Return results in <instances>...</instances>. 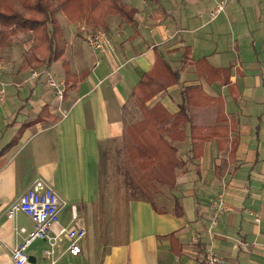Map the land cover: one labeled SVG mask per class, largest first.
I'll list each match as a JSON object with an SVG mask.
<instances>
[{"label":"crops","instance_id":"crops-1","mask_svg":"<svg viewBox=\"0 0 264 264\" xmlns=\"http://www.w3.org/2000/svg\"><path fill=\"white\" fill-rule=\"evenodd\" d=\"M121 2L134 11L133 23L111 15L108 29L100 27L112 40L111 54L94 53L88 46L87 36L97 29L90 14L76 23L61 10L56 15L67 41L65 58L76 76L75 89L66 85L62 62L40 69L24 64L26 71L15 75L5 69L0 152L13 139L17 143L0 157V264H13V249L27 236L21 229H33L26 215L9 219L7 214L38 179L59 196L60 224L74 225L76 207L78 224L87 232L76 257L67 252L69 242L63 238L54 264H203L209 250L227 264H264V0H235L211 22L206 14L213 7L210 0ZM34 45L32 36L28 50ZM157 69L166 73L165 80L179 77L180 82L168 84L148 105L161 104L174 116L182 86L204 91L212 104L190 110L187 130L190 125H217L222 111L229 128L227 152L219 150L215 140L208 142L203 157L192 164L189 140L175 143L186 166L177 170L174 186L167 188L180 210L130 201L126 240L101 257L91 243L98 219L101 145L125 138L134 89ZM35 70L56 73V82L66 88L61 101L45 76L28 81ZM219 196L227 211L212 228L211 205ZM198 239L205 246L203 254L198 253ZM187 243L196 251H186ZM47 249L45 241L35 240L27 254L33 264H50Z\"/></svg>","mask_w":264,"mask_h":264},{"label":"trees","instance_id":"trees-1","mask_svg":"<svg viewBox=\"0 0 264 264\" xmlns=\"http://www.w3.org/2000/svg\"><path fill=\"white\" fill-rule=\"evenodd\" d=\"M18 1L26 8V12L18 10L13 4L14 0H0V24L4 28V34L9 38L20 33L32 34L35 45L30 54L24 58L25 66L40 69L52 63L62 62L66 85H69L70 89L76 88V76L71 72L65 58L67 41L56 12L63 11L72 23L79 22L90 14L94 24L105 30L108 29L107 20L111 15L117 16L123 23H133L134 11L128 9L121 0ZM2 47L0 43V49ZM164 77L166 73L157 69L155 73L145 74L135 87V96L142 104L143 118L126 130V137L131 141L129 156L135 164V167L127 171L128 176L137 182V186L144 187L146 191L151 189L159 191L160 187L174 186L177 170L186 166L179 156V149L175 143L189 140V162L195 164L203 157L205 145L208 142L215 140L219 150H224L229 139V128L224 124L210 127L190 125L187 130V125L191 122L190 109L203 108L212 104V98L195 87L182 86V102L179 112L174 116L169 114L161 104L145 108V102L152 100L158 92L164 91L168 84L180 82L179 77L172 80H165ZM46 114L47 107L43 109V115ZM222 114V111L219 112L218 117L222 118ZM16 143L15 138L1 150L0 157L4 156ZM234 152L235 140L231 141L228 152L231 160ZM147 202L155 206L152 200ZM170 237L173 239L174 234ZM197 246L198 253L203 254L205 246L200 239L197 241ZM181 251L182 249H179L176 253L179 255Z\"/></svg>","mask_w":264,"mask_h":264},{"label":"rangeland","instance_id":"rangeland-1","mask_svg":"<svg viewBox=\"0 0 264 264\" xmlns=\"http://www.w3.org/2000/svg\"><path fill=\"white\" fill-rule=\"evenodd\" d=\"M13 4L21 12L27 11L18 0H14ZM60 14L61 11L58 10L56 15L59 17ZM92 26L100 28V26H96L93 22ZM30 41H32V34L20 33L14 37H7L4 34L3 26L0 24V43L3 45L2 49H0V61L6 66L7 74L15 75L17 72L26 71V69H23L25 64L24 58L30 54L31 50H28ZM46 72L52 75L51 71ZM60 72L62 74L63 70L60 69ZM52 76L56 80L55 72ZM150 101L145 102V108H152L148 105ZM141 105V101L135 96L134 103L132 106H129L130 113L128 118L130 124L127 128L137 124L143 118V108H141ZM215 106L219 107L218 104H215ZM204 118H207V116H204ZM216 122L217 124L225 125L223 118L218 117ZM130 145L131 141L126 136L122 141L112 140L104 142L101 145L100 197L97 204L98 219L95 221V236H93L94 238L91 241L92 246H96L101 257L105 256L113 245L121 244L126 240L127 206L130 201H135L137 198L139 201L152 200L162 209H171L176 212L180 210L179 204L173 203L174 195L171 192V188L160 187L159 191L154 189L146 191L144 187L137 186V182H134L133 178L128 176L127 171L135 167L134 162H132L129 156ZM179 146L181 150H184V145ZM226 149L222 151L227 152ZM191 245L192 243L185 244V250L190 254L194 252L193 250L196 251V247L193 249Z\"/></svg>","mask_w":264,"mask_h":264},{"label":"built area","instance_id":"built-area-1","mask_svg":"<svg viewBox=\"0 0 264 264\" xmlns=\"http://www.w3.org/2000/svg\"><path fill=\"white\" fill-rule=\"evenodd\" d=\"M213 2V7L206 12L208 21L216 20L220 15L226 12L227 7L235 0H210ZM202 16V15H201ZM87 44L94 53L111 54L114 51L112 40L105 30L97 28L92 30L87 36ZM6 66L0 61V100L4 98V89L2 85V76ZM45 76L49 82V86L56 91L58 99L61 101L64 97L66 88L65 85H59L54 77L45 70L33 71L28 81L36 80ZM63 116L66 112L61 113ZM62 203L55 190L45 183L43 180H36L30 188L20 197L18 202L13 204L8 210V218H14L18 213L26 215L33 223V229L27 231L21 229L22 233L27 236L23 242L15 246L12 252L13 264H33L27 249L35 240H43L48 244V249L45 251L46 257L50 260V264H54L55 254L59 246V242L64 238L69 242L67 252L71 256H79L81 254V242L87 236L86 229L78 224L79 215L76 207H72V227H64L60 224V209ZM213 218L211 227L218 226L221 216L227 211V204L223 196L217 197L212 202ZM256 223L260 222L259 217H254ZM203 264H227L214 251L209 250L203 257Z\"/></svg>","mask_w":264,"mask_h":264}]
</instances>
